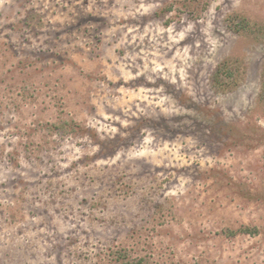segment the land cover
I'll return each instance as SVG.
<instances>
[{
	"label": "rangeland",
	"instance_id": "obj_1",
	"mask_svg": "<svg viewBox=\"0 0 264 264\" xmlns=\"http://www.w3.org/2000/svg\"><path fill=\"white\" fill-rule=\"evenodd\" d=\"M263 82L264 0H0V264H264Z\"/></svg>",
	"mask_w": 264,
	"mask_h": 264
},
{
	"label": "trees",
	"instance_id": "obj_2",
	"mask_svg": "<svg viewBox=\"0 0 264 264\" xmlns=\"http://www.w3.org/2000/svg\"><path fill=\"white\" fill-rule=\"evenodd\" d=\"M263 93H264V82H263ZM263 97H264V95H263ZM242 232H251V233H255L256 231H254L253 230V228H250V227H244V228H242V230H241Z\"/></svg>",
	"mask_w": 264,
	"mask_h": 264
}]
</instances>
